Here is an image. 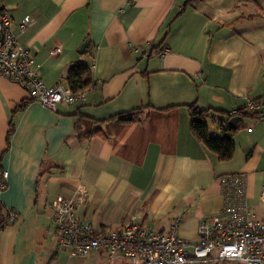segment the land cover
<instances>
[{
  "label": "crops",
  "instance_id": "obj_1",
  "mask_svg": "<svg viewBox=\"0 0 264 264\" xmlns=\"http://www.w3.org/2000/svg\"><path fill=\"white\" fill-rule=\"evenodd\" d=\"M186 1L0 0L15 31L23 17L33 18L18 40L36 57L46 86H66L61 72L77 62L93 82L83 104L61 102L51 111L0 77V168L9 173L0 194L8 215L0 264H57L69 256L56 244L48 205L78 190L86 199L79 215L95 227L118 229L136 218L167 231L179 221L180 238L193 243L202 221L223 208L219 178L244 174L246 203L262 217L264 128L248 123L234 138L233 157L218 161L191 134L188 106L232 112L264 95V0H203L152 50ZM140 107L147 108L136 122L105 121Z\"/></svg>",
  "mask_w": 264,
  "mask_h": 264
},
{
  "label": "built area",
  "instance_id": "obj_2",
  "mask_svg": "<svg viewBox=\"0 0 264 264\" xmlns=\"http://www.w3.org/2000/svg\"><path fill=\"white\" fill-rule=\"evenodd\" d=\"M13 22L0 4V77L17 83L30 101L51 111L61 102L83 104L87 90L71 93L62 84L46 86L36 57L19 42V33L32 25L33 18L23 17L16 31ZM59 52L55 47L51 54ZM247 107L259 112L257 121L264 128V96L248 100ZM8 174L0 168V194L7 187ZM219 181L225 197L223 208L202 221L197 242L180 238L179 221L167 231L155 230L136 218L118 229L95 227L79 215L86 199L78 190L71 199L57 198L48 205L56 225V244L70 257L98 258V264H264V181L259 193L263 215L259 218L246 203L244 174L224 175ZM15 217L11 213L10 221Z\"/></svg>",
  "mask_w": 264,
  "mask_h": 264
},
{
  "label": "trees",
  "instance_id": "obj_3",
  "mask_svg": "<svg viewBox=\"0 0 264 264\" xmlns=\"http://www.w3.org/2000/svg\"><path fill=\"white\" fill-rule=\"evenodd\" d=\"M203 0H187L176 13L169 18L163 27H165V33L160 41V45L154 47L152 50L159 49L165 39L172 34L173 26L185 15L187 12L194 9ZM91 72L87 65L82 63H74L69 72V77L66 79V87L71 93H78L87 90L92 85ZM264 96V95H263ZM262 96V97H263ZM261 97V98H262ZM256 99L254 101H258ZM26 102H21L17 105L15 110L11 114V120L9 121V131L7 133L6 141L9 144L10 137L14 133L15 123L14 116L18 112L25 109ZM189 107L191 120L190 131L195 139L200 142L209 152L213 153L218 161H228L233 157L235 151V136L241 132V130H248V125L244 124V120L248 119L250 123H255L258 126V111L252 110L245 106L241 109L234 110L232 112L214 110V109H201L196 104H192ZM147 107H140L133 109L127 113H120L105 121L117 120L118 122L129 123L138 121L144 109ZM239 116L242 121H239L237 125L231 126L229 121L231 118ZM214 126L218 130V134H213L210 131V125ZM249 123V124H250ZM93 133H88L87 137L92 136ZM251 151H248L246 158H249ZM8 223V215L4 212V208L0 201V229H2Z\"/></svg>",
  "mask_w": 264,
  "mask_h": 264
},
{
  "label": "rangeland",
  "instance_id": "obj_4",
  "mask_svg": "<svg viewBox=\"0 0 264 264\" xmlns=\"http://www.w3.org/2000/svg\"><path fill=\"white\" fill-rule=\"evenodd\" d=\"M248 123H250V121L248 119H245L244 124L247 125ZM209 125H210V122H209ZM210 128H212V125H210ZM241 131H244V130H241ZM116 263L117 262L113 264H116ZM57 264H89V261L87 259H82V258H70L66 253L64 254L62 253L57 261Z\"/></svg>",
  "mask_w": 264,
  "mask_h": 264
},
{
  "label": "water",
  "instance_id": "obj_5",
  "mask_svg": "<svg viewBox=\"0 0 264 264\" xmlns=\"http://www.w3.org/2000/svg\"><path fill=\"white\" fill-rule=\"evenodd\" d=\"M88 45H89V41H87V40L84 41L79 48V53H83L85 51V49L88 47ZM70 68H71V65H67L66 67L63 68V70L61 72V78L67 79L69 77L68 71ZM239 121H242V118L239 116H236V117H233L230 119L229 124L231 126H235V125H237V123ZM194 264H197V263H194Z\"/></svg>",
  "mask_w": 264,
  "mask_h": 264
}]
</instances>
